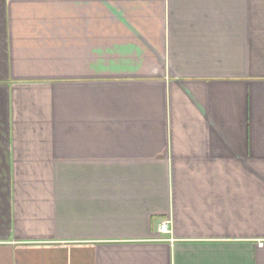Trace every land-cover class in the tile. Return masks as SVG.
Here are the masks:
<instances>
[{
	"label": "crops",
	"instance_id": "crops-1",
	"mask_svg": "<svg viewBox=\"0 0 264 264\" xmlns=\"http://www.w3.org/2000/svg\"><path fill=\"white\" fill-rule=\"evenodd\" d=\"M0 264H264V0H0Z\"/></svg>",
	"mask_w": 264,
	"mask_h": 264
},
{
	"label": "built area",
	"instance_id": "built-area-1",
	"mask_svg": "<svg viewBox=\"0 0 264 264\" xmlns=\"http://www.w3.org/2000/svg\"><path fill=\"white\" fill-rule=\"evenodd\" d=\"M157 230L158 232H161V233H169L170 232L169 220L162 219L157 226Z\"/></svg>",
	"mask_w": 264,
	"mask_h": 264
}]
</instances>
